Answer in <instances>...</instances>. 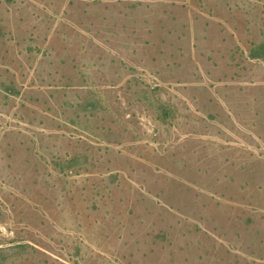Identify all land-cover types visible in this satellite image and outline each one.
<instances>
[{"label": "rangeland", "instance_id": "rangeland-1", "mask_svg": "<svg viewBox=\"0 0 264 264\" xmlns=\"http://www.w3.org/2000/svg\"><path fill=\"white\" fill-rule=\"evenodd\" d=\"M264 0H0V264H264Z\"/></svg>", "mask_w": 264, "mask_h": 264}, {"label": "trees", "instance_id": "trees-1", "mask_svg": "<svg viewBox=\"0 0 264 264\" xmlns=\"http://www.w3.org/2000/svg\"><path fill=\"white\" fill-rule=\"evenodd\" d=\"M257 51L258 53H256L254 57L264 58V43L257 48Z\"/></svg>", "mask_w": 264, "mask_h": 264}]
</instances>
